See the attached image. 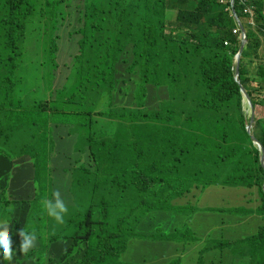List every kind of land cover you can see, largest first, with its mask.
I'll return each mask as SVG.
<instances>
[{
  "label": "trees",
  "instance_id": "trees-1",
  "mask_svg": "<svg viewBox=\"0 0 264 264\" xmlns=\"http://www.w3.org/2000/svg\"><path fill=\"white\" fill-rule=\"evenodd\" d=\"M247 1L263 27L264 0ZM231 6L230 0H0V213L10 225L11 264H119L133 239L174 244L183 228L191 237L183 245L200 246L196 259L176 255L163 264H264V168L251 137L264 148V115L248 133L242 92L264 107V38L238 0ZM233 10L247 36L239 82L242 40L233 32L240 28ZM74 15L67 29H74L77 50L56 88L59 33ZM32 29L48 92L24 104L17 71ZM44 64L51 74H43ZM124 86L130 104L117 101ZM81 156L90 157V168H72ZM212 186L223 189L221 197L225 188L248 189L259 204L246 211L227 197L219 206H199V195ZM55 190L68 207L63 224L40 202ZM189 192L198 202L174 206ZM219 213L235 217V225L255 215L258 229L239 241L224 238L212 226ZM195 215L214 230L193 232ZM21 228L37 236L27 255L19 248ZM0 264L9 262L0 256Z\"/></svg>",
  "mask_w": 264,
  "mask_h": 264
},
{
  "label": "rangeland",
  "instance_id": "rangeland-1",
  "mask_svg": "<svg viewBox=\"0 0 264 264\" xmlns=\"http://www.w3.org/2000/svg\"><path fill=\"white\" fill-rule=\"evenodd\" d=\"M74 22H76L75 15L70 20L66 21V26L59 33L61 35V40L59 44V56L57 59L59 67L55 72L56 77L54 81V87L56 88H61L65 83V78L70 73V67L73 61L72 57L76 54L77 36L74 34V29H67V27ZM262 24L263 27H260V25L258 24L255 29H257L260 36L264 38V20ZM32 31L33 29L30 31L29 38L26 44V52L22 55V62L17 71V76L21 80L20 89L22 90V98L24 104H32L34 100H44L48 92L46 83L41 79L39 73V65L41 62L45 61V58L44 56H39L38 50H35L36 46L38 45L35 37V35L37 34L35 30L33 31V33ZM239 39H243V35H239ZM43 68V74H51V69L45 64L43 65ZM131 76L132 80L136 79L138 77V72H132ZM119 88L120 87H118V89ZM122 88L123 91H118L116 93L117 101L130 104V97L128 94H125L127 86H124ZM249 104H252L251 101L246 96H244V105H246V111L251 118ZM253 109L255 118L263 117L264 107L255 106L253 107ZM5 146L6 143H2V147ZM70 162L72 168L79 167L81 164H84L87 168H90L92 166V162L90 161L89 156H81L79 159H73ZM219 191H223V189L217 186L210 187L203 194L199 195L198 205L206 206L207 203L211 202L212 205L219 206L227 197L240 201L246 211H255L256 207L259 204L256 200V197L250 195L248 189L225 188V192H228V194L222 197L218 195ZM44 201L45 200L40 199V202L43 203ZM198 201L193 199L192 194L189 192L174 201V206L189 205L191 207V204L194 205L195 202ZM228 207L229 206L227 205L226 208ZM219 214L220 215L218 217L217 224L214 221L212 226L217 227L219 229L218 231H220L224 238L230 237L232 241H239L245 239L248 236H252L258 229L259 222L257 221L258 219L255 215L248 214V217L246 218L247 222L244 225H235L231 223L234 221L235 217L228 221L227 219H225L228 218V216L224 217L223 215H221V213ZM153 216L155 215L153 214ZM2 219L4 218L0 213V221H4ZM212 226L209 225L208 221L205 218H201L198 215H195V220L192 222L193 232H211L213 229ZM181 233V239L178 240V243L174 244H172L171 242L166 244L165 240L154 238H135L130 242L128 250L120 256L119 264H163L169 259L176 257V255L182 257L184 261H186V259H196L195 255L198 254L200 246L194 243L183 245L184 242L191 241V237L188 233H186L185 228L181 229ZM177 249L179 251H177ZM183 250H185V252ZM216 253L217 251H213L210 253V256L212 257V259L217 261L218 259L215 258Z\"/></svg>",
  "mask_w": 264,
  "mask_h": 264
},
{
  "label": "clouds",
  "instance_id": "clouds-1",
  "mask_svg": "<svg viewBox=\"0 0 264 264\" xmlns=\"http://www.w3.org/2000/svg\"><path fill=\"white\" fill-rule=\"evenodd\" d=\"M43 206L46 209L47 215L57 223L63 224L65 222L64 216L68 213V207L59 190L53 191L52 199L45 200ZM9 228L10 225L7 220L0 221V256L11 264L13 260V248ZM19 236L21 237L20 252L23 255H27L35 247L36 233L35 231L26 232L21 228Z\"/></svg>",
  "mask_w": 264,
  "mask_h": 264
},
{
  "label": "water",
  "instance_id": "water-1",
  "mask_svg": "<svg viewBox=\"0 0 264 264\" xmlns=\"http://www.w3.org/2000/svg\"><path fill=\"white\" fill-rule=\"evenodd\" d=\"M234 3H235V0H231V4H232L233 7H234ZM233 15H234L236 21L238 22V24H239V26L241 28L242 33L245 36V38L242 40L241 48H240V50H239V52H238V54L236 56V64H237V66H236V72H235L236 73L235 80L237 82H239L238 81V74H239L240 58H241V54H242V52H243V50H244V48H245V46L247 44V36H246V31H245L243 25L241 24V22L239 20V17L237 15V13L235 12V10H233ZM242 92H243V95L246 96L251 101L250 96L248 95V93L243 88H242ZM253 107H254L253 104H249L251 118H250V122H249V124L247 126V132L248 133H251L252 132L251 131L252 125L255 122V116H254V109H253ZM251 137H252L253 143L260 150V153H261V155H260V162H261V165L264 168V148H263L262 144L258 141V139L255 138L252 134H251Z\"/></svg>",
  "mask_w": 264,
  "mask_h": 264
},
{
  "label": "built area",
  "instance_id": "built-area-1",
  "mask_svg": "<svg viewBox=\"0 0 264 264\" xmlns=\"http://www.w3.org/2000/svg\"><path fill=\"white\" fill-rule=\"evenodd\" d=\"M240 5L243 6V12L244 14L248 15L249 16V24L253 27L256 26V20H255V14H254V6L252 4H249L247 0H238ZM222 3H226L227 0H221ZM231 2V0H230ZM231 9H232V6H231ZM234 34H237V35H243L241 29L239 27L235 28L234 29ZM243 39H244V35H243ZM243 39H240V40H243Z\"/></svg>",
  "mask_w": 264,
  "mask_h": 264
},
{
  "label": "crops",
  "instance_id": "crops-1",
  "mask_svg": "<svg viewBox=\"0 0 264 264\" xmlns=\"http://www.w3.org/2000/svg\"><path fill=\"white\" fill-rule=\"evenodd\" d=\"M10 141H11V139H10ZM11 149H12V147H11V142H10V144H9L8 147L5 149V151L8 152V153H11ZM18 149H20V148H18Z\"/></svg>",
  "mask_w": 264,
  "mask_h": 264
}]
</instances>
